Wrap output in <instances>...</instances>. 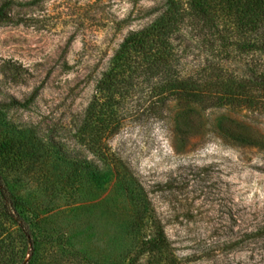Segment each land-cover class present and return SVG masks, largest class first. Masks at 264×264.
Returning <instances> with one entry per match:
<instances>
[{"label": "rangeland", "instance_id": "rangeland-1", "mask_svg": "<svg viewBox=\"0 0 264 264\" xmlns=\"http://www.w3.org/2000/svg\"><path fill=\"white\" fill-rule=\"evenodd\" d=\"M165 2L9 1L12 16L0 25V138L18 141L25 152L38 149L5 175L40 240L31 264L126 263L135 254L131 192L139 184L180 264H264V146L243 144L220 128L228 117L264 135V108H201L173 99L158 115L143 109L144 96L128 100L123 124L107 145L134 179L106 175L78 140L77 129L114 53ZM205 34L185 32L184 72L202 60L245 76L253 54L212 56L219 51ZM27 100L25 106L13 103ZM189 109L203 125L180 132L178 116ZM65 154H83L95 166L81 169ZM40 169L50 183L40 178Z\"/></svg>", "mask_w": 264, "mask_h": 264}, {"label": "trees", "instance_id": "trees-1", "mask_svg": "<svg viewBox=\"0 0 264 264\" xmlns=\"http://www.w3.org/2000/svg\"><path fill=\"white\" fill-rule=\"evenodd\" d=\"M9 1L0 0V25L12 16ZM189 29L212 37L205 38L212 49L219 51L210 52L212 56L218 53L220 59H235L253 54L245 76L225 73L220 63L204 65L202 60H195L185 73L182 39ZM95 90L77 129L78 140L96 156L98 167L103 164V169H99L106 175L115 172L120 179L127 175L134 179L126 163L107 145V139L123 124V106L128 100L144 96L143 109L158 115L173 99L201 108H264V0H166L154 20L124 38ZM29 102L13 103L25 106ZM195 114L198 112L194 109L182 112L178 131L183 132L186 126L201 127L202 118ZM220 128L226 136L243 144L264 146V135L235 119H222ZM37 152L38 149L25 152L18 141L0 138V264H31L36 256L40 240L33 221L26 216L22 200L9 188L5 175L6 171L17 170L27 155L33 154L34 158ZM12 155L18 156L16 161L11 160ZM67 161H75L85 170L95 166L83 154ZM36 165L34 160L33 167ZM40 170V178L50 183L47 173ZM137 190L131 192L136 205L132 215V227L137 231L135 254L124 264H144L145 259V264H180L148 195L140 184Z\"/></svg>", "mask_w": 264, "mask_h": 264}]
</instances>
